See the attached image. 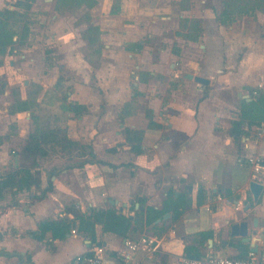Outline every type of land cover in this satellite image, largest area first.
Segmentation results:
<instances>
[{"label":"crops","instance_id":"0c3cea01","mask_svg":"<svg viewBox=\"0 0 264 264\" xmlns=\"http://www.w3.org/2000/svg\"><path fill=\"white\" fill-rule=\"evenodd\" d=\"M12 1L18 0H0V10ZM161 8L167 9L142 6L140 0H121L119 16L133 18L141 12V16L148 17L146 26L152 23L155 29L157 19L152 15L161 13ZM101 15L103 29L127 25H121L109 13ZM161 18L169 20L172 14L164 12ZM175 27L172 24L170 31L177 37ZM202 29L198 41L177 38L182 48L178 55L173 52L174 38L169 36L158 47L157 59L149 50L121 48L124 39L137 40L138 30L132 24L119 33L118 41L105 44L104 51L112 52L113 58L108 73L98 71L99 83L107 85L98 83L99 91L103 89L104 93L94 96L90 90L87 94L83 75L69 91L72 108L83 105L98 111L93 119L89 114L80 116L78 123L85 135L82 140L92 141L91 152L98 160L85 161L81 167L52 168L53 172L35 167L40 174L32 175L34 179L39 177V185L31 183L28 187L26 182L4 179L7 171L19 168L23 160L19 154L21 143L33 128L29 124L31 113L16 111L17 121L23 124L11 134L4 123L10 113H15L9 106V85L4 86L11 77L0 83V264H86L76 258L90 253L95 246L105 247L108 262L114 263L125 238L142 235L155 239L153 257L148 258L144 251L138 253L144 264H181L182 256L197 252L203 253L201 257H243L250 252V243L233 236L231 225L247 220L251 229L254 217L259 218V231L251 236L259 245L256 253L264 259V192L255 203L248 187L251 179L264 183V171L255 172L249 161L251 156L264 157V113L251 125L253 118L244 114L252 110L248 104L258 101L260 94L264 96V64L242 63L241 76L229 75L233 74L231 70L225 73V68L233 65L228 34L222 30L212 32L204 25ZM156 37L152 34V40ZM185 46L190 52L197 46L200 60L208 58L213 66H204L198 57L187 59ZM100 47L97 45V49ZM87 58H71L67 64L75 68L94 66ZM13 68L19 73L28 69L24 61L16 66L10 60V66H0V78ZM215 69L220 73L217 76ZM185 72L199 74L210 82L187 79ZM131 76L136 91L145 100V108L136 112L130 106L138 97V92L129 87ZM20 97L26 100L28 94ZM106 105L113 109L112 114L104 111ZM113 118L118 127H107ZM234 127L239 133L233 132ZM127 133L134 138L129 135L128 139ZM42 154L46 151L24 161L34 160L36 164ZM11 158L17 160L16 167L10 168ZM110 207L132 219L127 231H107L101 223H96L93 235L79 228L75 217L89 214L91 208ZM148 208L162 211V215L156 218V214L147 213ZM61 220L72 224L63 235L54 234L56 226L43 228L46 222ZM203 231H210L211 236L202 237Z\"/></svg>","mask_w":264,"mask_h":264},{"label":"rangeland","instance_id":"374dc122","mask_svg":"<svg viewBox=\"0 0 264 264\" xmlns=\"http://www.w3.org/2000/svg\"><path fill=\"white\" fill-rule=\"evenodd\" d=\"M19 1H12L13 3L10 2V6L7 7L15 10V14L7 21L16 35L14 43L4 55V63L10 66V60H12L17 66L24 61L28 69L20 73L15 68L12 71H6L0 78V83L11 77L10 83L6 81L4 84L5 87L9 85L12 99L9 105L11 111L18 106H25V111L31 113L30 127L35 128V125H38L43 128L41 133L44 131L48 133L42 149L43 152L46 151V154H42L35 167L46 168L51 172L54 171L52 168L61 169L66 165L81 167L85 161L98 160L97 154L91 152L92 141L82 140L85 137L83 127L78 125L80 116L89 114V117L93 119L95 117L93 113L98 111H90L83 105L72 108L69 102V91L74 90L76 83L83 75L87 80L85 83L87 94L90 90L94 96L104 93L103 89L99 91L100 85H107L99 83L98 71L102 69L104 73H108L113 58L112 52L104 51L105 44L118 41L121 38L119 33L129 24L138 30L137 40L124 39L121 48L133 51L149 50L153 52L154 59L158 58V47L165 42L166 38L169 36L174 38L173 52L178 55L182 49L178 45L179 40L198 41L197 37L204 25L211 28L212 32L220 33L222 30L221 32H224L226 36L228 34L229 55L233 65L225 68V73L228 74L231 70L233 74L229 73V75L241 76L242 63L254 66L264 64V0H203V2L202 0H140L142 6L167 8L166 10L161 8V13L157 11L152 15L157 19L154 25L158 29H153L150 22L146 26L145 21L148 17L141 16V12L133 18L119 16L121 0H33L28 8L16 5ZM164 12L171 13L172 18L162 19ZM107 13L118 18L121 25H127L112 28L107 26L109 29H103L100 25L101 14L106 16ZM147 14L150 19L153 18L151 12ZM172 24L176 27L179 25L178 29L175 27L177 37H174L170 31ZM198 25H201V29H197ZM152 34L157 36L155 40H152ZM97 45L101 47L97 49ZM185 48L187 59L194 60V57H198L197 46L193 52H190L187 46ZM23 54L27 56L22 57ZM31 57L35 60L30 61ZM86 57L94 66L75 68L67 64L71 58L81 61ZM135 58L137 62L141 61L139 56L135 55ZM198 59L208 68L213 66V64L210 65L211 60L208 58L200 60L198 57ZM213 71L216 76L220 74L216 72V69ZM256 74L257 72L254 76ZM133 80L134 77L131 76L129 87L136 91ZM136 92L138 97L132 104L130 102L131 109L132 105L134 106V112L145 108V100L139 94L140 91ZM24 93L28 94L26 100L20 97ZM39 98L42 99L41 102ZM94 98H92L93 101H97ZM104 111L113 113V109H108L107 105ZM244 114L249 119L258 120L260 116V113L253 109L250 113L245 111ZM120 119L119 121H122V118ZM4 123L9 126L11 134L23 124L17 121L16 112L10 113ZM110 125L118 127V122L113 118L107 127ZM127 135L130 139V134L127 133ZM9 166L16 167L17 160L13 161L11 158Z\"/></svg>","mask_w":264,"mask_h":264},{"label":"trees","instance_id":"16d2710c","mask_svg":"<svg viewBox=\"0 0 264 264\" xmlns=\"http://www.w3.org/2000/svg\"><path fill=\"white\" fill-rule=\"evenodd\" d=\"M33 0H20L16 3L18 6L23 7H30L31 2ZM15 14V10H12L10 8H5L3 10H0V66L4 63V55L7 54L8 49L11 47V45L14 43V36L16 35V32L9 26V22L7 21L8 18H10L12 15ZM259 102L262 104L259 105ZM249 109H253L259 113H264V96L260 94V97L258 101L248 104ZM78 105L73 107L77 108ZM25 106H18V108L13 109L14 112L25 110ZM260 117H263L260 115ZM256 122V120L253 119V121L250 122V124ZM234 133H239V129L237 127L233 128ZM47 132H42L38 126H35L29 133V136L21 143L19 154L20 157L23 159L21 161V164L19 165V168L12 169L7 171L5 174L7 176L4 177V179H9L11 181L27 183L26 185L29 187L31 183H36L39 185L40 179L39 177L34 176L32 174H40V170L35 168L34 160H25V158H34L37 156L42 149V142L45 141V136H47ZM140 150V149H138ZM34 166H33V165ZM262 164L264 165V157L262 158ZM35 168V171H32V169ZM22 188L24 186H21ZM148 214H156L154 215L156 218L160 217L162 215V211L156 210L154 208H148L147 210ZM79 221V228L84 231H88L91 235L94 234V229L96 223H101L103 225V228L107 231H112L115 233H121L123 231H127L130 226L132 219L129 216H126L124 214H121L118 212L116 208L110 207L107 209H96L91 208V211L89 214H82L80 216L75 217ZM50 226H56V230L54 231L55 235H63L64 232H66L67 229L71 228L72 224L70 222H66L65 220L56 221V222H46L43 224V228L50 227ZM202 237L208 238L211 236V232L203 231L200 232ZM203 253L197 252L193 256L190 257H201ZM247 255L243 256L246 257Z\"/></svg>","mask_w":264,"mask_h":264},{"label":"built area","instance_id":"2783aa9c","mask_svg":"<svg viewBox=\"0 0 264 264\" xmlns=\"http://www.w3.org/2000/svg\"><path fill=\"white\" fill-rule=\"evenodd\" d=\"M255 172L264 171L261 158L249 157ZM75 233V230H73ZM123 247L118 251V259L114 263L107 260V250L103 246H95L88 254L77 256L78 262L86 264H144L138 253L144 251L148 258L153 257L155 239L148 235L138 238H125ZM181 264H264V259L256 252L250 251L246 257H231L219 254H208L203 257L182 256Z\"/></svg>","mask_w":264,"mask_h":264},{"label":"water","instance_id":"95a60500","mask_svg":"<svg viewBox=\"0 0 264 264\" xmlns=\"http://www.w3.org/2000/svg\"><path fill=\"white\" fill-rule=\"evenodd\" d=\"M184 77L187 79H193L196 82H199L201 84H209L210 79L206 78L204 76H201L199 74H193L190 72H185ZM250 90L252 91L253 88L250 87ZM252 94V93H251ZM250 94V95H251ZM242 96V94H240ZM243 98H248V95H243ZM249 190L251 191V194L253 196L254 202L257 203L259 199L261 198L263 192H264V183L261 181H258L256 179L249 180L248 183ZM249 208V204L246 205L245 209ZM169 213L166 214L168 216ZM253 228L249 229V222L247 220H241L239 222H235L231 225V234L233 236L241 237L243 242L250 243V251L258 252L259 245L253 240L251 233L256 235L258 233V225H259V218L254 217L253 218ZM210 242L212 241L209 239ZM264 244V240H263Z\"/></svg>","mask_w":264,"mask_h":264}]
</instances>
